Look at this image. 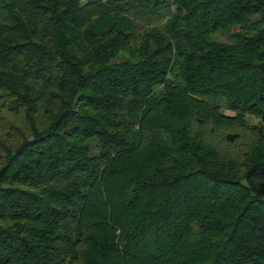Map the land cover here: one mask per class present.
<instances>
[{"label":"trees","instance_id":"1","mask_svg":"<svg viewBox=\"0 0 264 264\" xmlns=\"http://www.w3.org/2000/svg\"><path fill=\"white\" fill-rule=\"evenodd\" d=\"M0 264H264V0H0Z\"/></svg>","mask_w":264,"mask_h":264},{"label":"rangeland","instance_id":"2","mask_svg":"<svg viewBox=\"0 0 264 264\" xmlns=\"http://www.w3.org/2000/svg\"><path fill=\"white\" fill-rule=\"evenodd\" d=\"M163 23H164V19L161 20L159 23H157V25L161 26V25H163ZM155 24H156V23H154V24H152V25H155ZM8 114H9V113H8ZM9 115H11V114H9ZM11 116H12V115H11ZM7 138H8L11 142H14V143H17V142H18V138L15 137V136H12V135L8 136V135H7Z\"/></svg>","mask_w":264,"mask_h":264}]
</instances>
